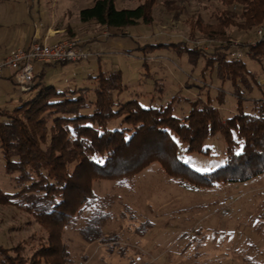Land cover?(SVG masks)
<instances>
[{
	"label": "rangeland",
	"instance_id": "1",
	"mask_svg": "<svg viewBox=\"0 0 264 264\" xmlns=\"http://www.w3.org/2000/svg\"><path fill=\"white\" fill-rule=\"evenodd\" d=\"M94 1L0 0V14L13 13L16 17L23 9H32V22H41V30L50 29L49 35L55 30L58 38L105 44V52L86 60L41 66L43 75H37L34 83L59 89H91L96 81L89 75L119 69L122 86L114 94L119 102L136 100L142 107L170 104L172 113L183 122L191 100L200 97L205 101L223 93L222 104L212 100L218 113L226 117L235 112L237 98L231 83L218 79L215 69L205 68L204 56L195 54L192 61L188 52L178 51L173 45L142 48L145 44L182 41L198 50L213 51L221 43L192 30L191 22L198 15L205 22H214L213 14L223 8L217 0H154L151 22L122 30L80 20V10ZM142 1L114 0L117 9L133 8ZM227 31L230 55H241L255 73L256 83L264 88V67L244 52L247 47L243 41H256V32L250 29L246 33L235 27ZM257 88L251 90V97L261 96ZM36 90L22 92L15 86L5 94L0 109L12 108ZM250 102L243 101V105L248 108ZM119 121H111L109 127L120 126ZM171 137L175 141L171 160L180 159L187 165L189 179H182L178 166L170 169L163 165L167 151L157 140L154 142L158 144L147 143L154 157L145 159L147 162L129 180L118 182L96 176L91 181L92 190L96 196L111 199L107 208L110 216L101 221L102 241L86 242L79 233L96 204L83 207L73 224L64 227L62 240L69 250L68 264H264V171L244 181L217 179L209 183L200 178L225 161L222 136L216 133L206 137L202 147L208 149L191 153L184 151L185 143L177 135L171 133ZM131 149L135 166L141 162L142 149L137 145ZM182 163L177 165L182 167ZM4 165L0 148V242L5 247L22 243L24 253L30 255L46 230L31 213L6 201L14 184ZM147 222L153 225L149 227Z\"/></svg>",
	"mask_w": 264,
	"mask_h": 264
},
{
	"label": "trees",
	"instance_id": "2",
	"mask_svg": "<svg viewBox=\"0 0 264 264\" xmlns=\"http://www.w3.org/2000/svg\"><path fill=\"white\" fill-rule=\"evenodd\" d=\"M217 1L223 8L213 14L214 22H205L199 15L191 22L192 30L221 43L213 51L198 50L182 41L145 44L142 48L173 45L178 51L188 52L192 61L195 54L204 56L205 68L215 69L216 77L233 87L237 101L235 112L229 116L222 117L212 101L222 104L223 93L205 101L200 97L191 100L183 122L172 113L170 104L142 107L136 100L119 102L114 96L122 86L119 69L89 75L96 81L91 89H59L36 82L27 91L36 88L34 94L10 109H0V148L5 170L14 184L6 201L31 213L46 230L30 255L24 253L22 243L5 247L0 242V264H68L69 250L62 240L64 227L73 224L82 208L91 204H96V209L79 233L86 242L102 241L100 225L110 216L107 208L112 201L107 196H96L91 181L96 176L118 182L129 180L147 162L145 159L152 157L148 142L160 143L167 151L163 165L170 169L178 166L182 179H189L187 165L180 159L171 160L175 146L171 133L185 143L187 153L206 151L202 141L208 136L217 133L224 139L225 161L201 180L244 181L264 171V88L256 83L255 73L243 58L230 55L227 31L235 27L246 33L250 29L256 32L264 24V0ZM153 3L144 0L133 8L117 9L114 0H95L81 9L79 16L83 22L122 30L151 22ZM244 42L246 56L264 67V35L254 42ZM39 74L42 76L43 71ZM255 86L261 93L259 98L249 95ZM246 100L251 101L248 108L243 105ZM119 118L120 126L109 127ZM133 145L142 149L141 162L135 166L130 154Z\"/></svg>",
	"mask_w": 264,
	"mask_h": 264
},
{
	"label": "built area",
	"instance_id": "3",
	"mask_svg": "<svg viewBox=\"0 0 264 264\" xmlns=\"http://www.w3.org/2000/svg\"><path fill=\"white\" fill-rule=\"evenodd\" d=\"M41 25L42 23L37 20L32 22L34 31H38ZM263 35L264 24L257 28L255 37ZM87 42L68 37L48 41L46 35L33 36L30 44L17 47L0 59V77L9 74L15 85L22 92H26L32 88L36 76L42 71L41 66L62 62H80L102 53L99 49L102 47L94 50L88 49L90 47L86 44ZM234 57L240 58L241 55Z\"/></svg>",
	"mask_w": 264,
	"mask_h": 264
},
{
	"label": "crops",
	"instance_id": "4",
	"mask_svg": "<svg viewBox=\"0 0 264 264\" xmlns=\"http://www.w3.org/2000/svg\"><path fill=\"white\" fill-rule=\"evenodd\" d=\"M8 11L10 10L8 9ZM32 12V9H23L18 16L16 15V17L13 13L9 14L11 17L8 14H0V59L16 47L30 44L33 36L43 37L47 35L48 41L58 38L57 33L59 32L55 30L52 35H49L50 29L47 32H43L41 28L38 31H34L32 27ZM86 44H89V47L97 49L102 47L100 48L102 50L101 52H105V50H103V48H105L104 42L98 41L90 43L88 41ZM15 86L16 85L9 74L0 77V104H4L2 102L4 101L5 94H8L15 89Z\"/></svg>",
	"mask_w": 264,
	"mask_h": 264
}]
</instances>
